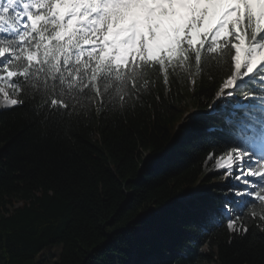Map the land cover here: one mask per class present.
Segmentation results:
<instances>
[{"label": "trees", "instance_id": "1", "mask_svg": "<svg viewBox=\"0 0 264 264\" xmlns=\"http://www.w3.org/2000/svg\"><path fill=\"white\" fill-rule=\"evenodd\" d=\"M225 64L219 52L202 53L200 64L192 57L161 69L153 61L124 104L133 80L111 87L113 74L112 108L100 109L97 97L55 117L42 76L11 77L29 91L16 90L18 104L0 109V264H264V201L232 204L241 219L233 216L230 230L217 209L227 186L182 199L211 180H201L210 150L261 149L264 99L240 95L256 91L251 85L236 95L257 105L234 109L236 123L200 112L227 78Z\"/></svg>", "mask_w": 264, "mask_h": 264}, {"label": "snow or ice", "instance_id": "2", "mask_svg": "<svg viewBox=\"0 0 264 264\" xmlns=\"http://www.w3.org/2000/svg\"><path fill=\"white\" fill-rule=\"evenodd\" d=\"M179 2L186 11L173 16L167 10L154 15L147 0H0V66L6 72L0 80H8L14 90L23 89L26 98L29 88L25 81L42 76V87L52 97L49 113L55 117L63 115L61 108L67 110L74 102L95 101L97 97L100 109L112 108L111 87L126 85L131 78L133 87L127 89L128 96L119 98L124 104L133 93L139 95L135 77L153 61L161 69L192 57L200 64L202 53L219 52L226 61L227 78L215 98L209 97L212 102L208 108L216 99L233 95L245 77L256 91L246 90L241 98L264 99V58L258 59L264 57V0ZM201 3L207 6H199ZM133 4L143 6V19L121 23L125 10ZM121 33L127 35L121 38ZM49 49L54 50L52 55H46ZM107 49H111L110 54ZM57 52L58 70L49 72L48 65ZM34 59L38 64L32 63ZM13 66L22 71L9 70ZM113 74L115 82L110 87ZM16 75L25 81L10 79ZM10 103L15 106L18 100ZM87 107L90 109L91 103ZM224 154L227 163L218 160L217 166L225 168L226 179L239 185L228 188L224 195L231 193L246 206L264 201V159L235 148ZM207 155L215 158L217 153L210 150ZM224 211L227 227L235 230L233 216L241 219V213L232 211L230 203Z\"/></svg>", "mask_w": 264, "mask_h": 264}, {"label": "rangeland", "instance_id": "3", "mask_svg": "<svg viewBox=\"0 0 264 264\" xmlns=\"http://www.w3.org/2000/svg\"><path fill=\"white\" fill-rule=\"evenodd\" d=\"M175 7L179 8L176 11V14H181L183 12L186 11V8L184 7V10L181 11L180 6L183 7L179 1H175ZM201 6V5H199ZM202 7V6H201ZM111 50V49H109ZM0 75H6L3 74L0 71ZM5 94H7V100L5 99ZM16 96V90H14L11 86V84L9 83L8 80H0V108H5L11 105L10 101L12 99H14ZM219 160L220 164H226L227 163V157H217V158H209L207 164H206V171H205V177H207V175H212L211 180L208 183H202L199 182L197 183L196 187V192L194 194H192L191 196L194 197L197 193H200L203 189H205L206 187H209L210 185L214 184V183H221V184H225V186H231L232 185V181L229 179H226V172H225V168L223 167H218L217 166V161ZM223 171V174L221 176H218L217 173ZM205 177H203L202 179H205ZM228 197L230 199H234L235 196H233L231 193L228 194ZM254 198V197H251ZM193 209H199V206H193Z\"/></svg>", "mask_w": 264, "mask_h": 264}, {"label": "bare ground", "instance_id": "4", "mask_svg": "<svg viewBox=\"0 0 264 264\" xmlns=\"http://www.w3.org/2000/svg\"><path fill=\"white\" fill-rule=\"evenodd\" d=\"M159 2L161 1V0H158ZM243 59H244V57H243V52L241 53V62L243 63ZM234 65H235V62H234ZM191 192H194V189L191 191ZM207 264H217V263H207Z\"/></svg>", "mask_w": 264, "mask_h": 264}]
</instances>
